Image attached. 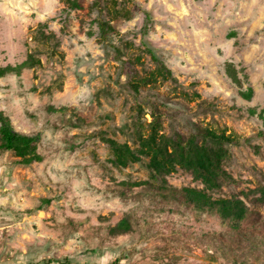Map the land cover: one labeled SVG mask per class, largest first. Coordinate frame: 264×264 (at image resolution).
<instances>
[{"label":"rangeland","instance_id":"1","mask_svg":"<svg viewBox=\"0 0 264 264\" xmlns=\"http://www.w3.org/2000/svg\"><path fill=\"white\" fill-rule=\"evenodd\" d=\"M72 1L0 0V67L22 66L0 111L42 157L0 151V264H264V0ZM161 65L170 77L131 87ZM152 112L166 136L238 137L236 183L209 192L244 202L237 229L182 203L202 189L189 173L111 165L102 138L136 147Z\"/></svg>","mask_w":264,"mask_h":264},{"label":"trees","instance_id":"2","mask_svg":"<svg viewBox=\"0 0 264 264\" xmlns=\"http://www.w3.org/2000/svg\"><path fill=\"white\" fill-rule=\"evenodd\" d=\"M62 1L72 9L79 7L72 0ZM106 27V24H101L103 30ZM34 63L37 62L30 58L23 66H33ZM20 67L22 66L0 67V78L9 73H17ZM170 76L171 72L161 65L148 77L139 80L131 87L137 91L140 86L152 84L158 78ZM251 95V89L247 93H241L244 99H250ZM145 128V131L139 129L141 132H138L137 146L134 148L112 138H102L111 150V165L115 168H125L146 159L145 167L153 180L169 176L179 169L189 173L193 181L202 185V189L183 188L178 195L182 198V203L191 206L197 212L216 214L224 224L237 229L247 216L248 211L244 202L236 198L212 199L209 192L219 191L224 183H236L232 176L224 170L223 161L227 156L224 146L238 145V137L207 127L200 128L196 135L188 137L180 134L173 137L166 136L154 112L151 113V121L146 124ZM38 142L39 135L29 136L15 132L9 120L0 111V151L12 152L16 163L28 166L42 161L41 155L37 153ZM257 192L260 195L255 201L264 204V188ZM163 195L166 196L169 193ZM128 228L127 220L123 219L113 230L125 231Z\"/></svg>","mask_w":264,"mask_h":264}]
</instances>
